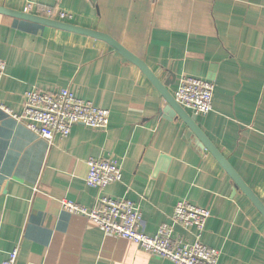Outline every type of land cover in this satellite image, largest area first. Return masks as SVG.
Returning <instances> with one entry per match:
<instances>
[{
	"label": "crops",
	"instance_id": "1",
	"mask_svg": "<svg viewBox=\"0 0 264 264\" xmlns=\"http://www.w3.org/2000/svg\"><path fill=\"white\" fill-rule=\"evenodd\" d=\"M27 3L110 36L172 95L183 75L213 81V108L196 122L264 205V0H0ZM0 59V105L13 113L31 88H68L110 111L106 128L76 124L49 143L0 107V261L18 246L16 264H174L62 209L63 199L95 207L86 161L111 157L122 178L101 192L137 204L144 233L187 201L210 211L200 240L218 264H264V215L188 125L163 117L165 100L136 65L102 40L2 14Z\"/></svg>",
	"mask_w": 264,
	"mask_h": 264
},
{
	"label": "built area",
	"instance_id": "2",
	"mask_svg": "<svg viewBox=\"0 0 264 264\" xmlns=\"http://www.w3.org/2000/svg\"><path fill=\"white\" fill-rule=\"evenodd\" d=\"M22 11L60 21L72 18L68 12L53 7H35L33 3H27ZM5 65V61L0 59V80ZM214 88L215 84L211 80L183 75L173 97L190 113L204 115L213 108ZM0 107L49 143L57 136L67 137L76 124L93 129L106 128L110 117L109 109L97 107L90 99L76 97L68 88L57 92L41 91L38 88L25 91L23 110L19 114L3 105ZM86 164L88 173L85 182L98 191L95 207L88 210L78 203L63 199V210L84 215L103 233L129 239L146 253L174 264H218L219 250L200 240L210 217L208 209L179 201L169 216V222L163 223L156 234L147 235L142 231V212L137 204L126 198L111 197L101 192L109 184L121 180L122 173L117 160L111 157H92L87 159ZM175 226L192 233L193 241H189L184 234L174 233ZM17 258L18 246L0 264H16Z\"/></svg>",
	"mask_w": 264,
	"mask_h": 264
},
{
	"label": "water",
	"instance_id": "3",
	"mask_svg": "<svg viewBox=\"0 0 264 264\" xmlns=\"http://www.w3.org/2000/svg\"><path fill=\"white\" fill-rule=\"evenodd\" d=\"M0 14L10 16L13 18L21 19L24 21H29L45 26H49L52 28L63 29L67 31L76 32L79 34L87 35L93 37L95 39L102 40L106 42L112 49H114L117 53L122 55L127 61L136 65L142 73L149 79L152 85L158 90L163 99L166 102V106L162 109L163 117L165 118H180L191 131L195 134L199 145L202 148H206L220 163L223 169L228 173V175L233 179L237 188H239L258 208V210L264 215V205L259 200V198L253 193V191L249 188V186L242 180L236 170L232 167V165L228 162V160L222 155V153L217 149V147L205 136L203 131L200 129L196 122V115L189 114L187 110H185L181 105H179L170 91L167 89L166 85L162 83L150 70L147 64L133 53L128 51L125 47H123L120 43L115 41L110 36L91 29H86L82 27L75 26L65 21L49 19L45 17H41L32 13H26L17 10L8 9L3 5H0Z\"/></svg>",
	"mask_w": 264,
	"mask_h": 264
},
{
	"label": "rangeland",
	"instance_id": "4",
	"mask_svg": "<svg viewBox=\"0 0 264 264\" xmlns=\"http://www.w3.org/2000/svg\"><path fill=\"white\" fill-rule=\"evenodd\" d=\"M35 6V5H34Z\"/></svg>",
	"mask_w": 264,
	"mask_h": 264
}]
</instances>
